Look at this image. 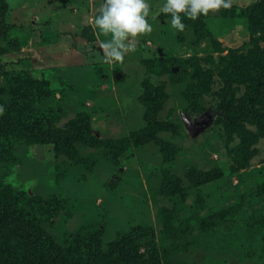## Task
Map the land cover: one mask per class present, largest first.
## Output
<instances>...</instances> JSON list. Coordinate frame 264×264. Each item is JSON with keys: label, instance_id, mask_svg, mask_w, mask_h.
I'll return each mask as SVG.
<instances>
[{"label": "rangeland", "instance_id": "1", "mask_svg": "<svg viewBox=\"0 0 264 264\" xmlns=\"http://www.w3.org/2000/svg\"><path fill=\"white\" fill-rule=\"evenodd\" d=\"M164 2L148 0L153 31L134 38L121 62L101 47L110 34L94 23L104 0H6L0 118L28 99L21 96V77L28 73L31 81H45L51 93L32 102L30 114L60 109L54 124L59 130L86 113L102 144L76 142L72 156L55 154L50 143L30 144L10 135L16 158L7 159L0 150V190H21L44 203L63 199L64 206L40 226L69 261L85 259L90 235L98 237L106 258L120 237L136 230L125 252H157L160 264H264V128L247 120L236 129L215 122L223 101L238 104L248 94L243 71L264 61V24L234 12L264 0H232L236 11H210L183 31L171 25ZM230 60L242 65L230 66ZM150 84L165 95L156 113L144 101ZM256 107L264 113V97ZM183 116L197 129L194 135ZM155 123L172 126L156 133L176 148L170 160L155 140L135 143L137 134ZM212 170L221 178L193 185V171ZM170 178L185 195L182 201L170 194ZM172 209L178 210L174 226L184 222L192 229L178 242L167 236L164 211ZM224 210L222 223L199 228ZM172 244L165 260L161 251ZM38 255L43 260L44 254ZM0 264L29 261L21 257L13 263L1 253Z\"/></svg>", "mask_w": 264, "mask_h": 264}, {"label": "trees", "instance_id": "2", "mask_svg": "<svg viewBox=\"0 0 264 264\" xmlns=\"http://www.w3.org/2000/svg\"><path fill=\"white\" fill-rule=\"evenodd\" d=\"M223 10L236 11L237 9L231 6ZM6 12V0H0V38L5 39L7 30L4 17ZM234 14L240 17L245 16L250 23L262 26L264 24V2L259 3L255 8L243 11V13L234 12ZM192 20L194 19L185 17V23H193L194 21ZM259 60L261 61L260 58ZM229 63L230 66L237 64L240 67L242 65V62H235V60H230ZM247 68L243 72L250 82L248 94L238 104H234L231 99L223 101L218 106V111L215 115L216 123L236 129L242 122L247 120L254 122L261 129L264 128V113L256 107L262 97H264V61L259 62L255 70L250 66ZM204 83L206 85L205 80ZM21 84L23 93L21 96H26L28 99L24 102L15 103L10 113L4 118H0V150L7 159L15 160L16 158L10 140V135L13 134L28 140L30 144L50 143L54 146L55 154L67 153L72 156L76 155L74 147L76 142H83L92 146L102 144L101 140L92 134L86 113H79L78 118L72 121L68 127L59 130L54 128V124L61 118L62 111L60 109L47 108L38 115L33 116L30 114L28 111L31 103L49 97L51 95L50 89L45 81H31L28 73H23ZM2 91L0 90V94ZM161 91L160 88L150 84L149 94L144 101L153 113L160 109L165 99V95ZM0 105H4L1 99ZM170 126L167 123L152 124V126L143 129L137 134L138 137L135 143L139 144L155 140L166 152L167 160H170L171 154L176 152V148L156 136L159 129L169 128ZM221 175L218 170H212L208 173L193 171L190 179L193 185L201 186L214 182L221 178ZM170 179V194L180 197L182 201L185 195L181 193V189L174 183L175 179ZM0 196L3 197L2 199L0 197V240H2L0 243V254H9L13 263H19L20 258L23 257L24 260L29 261V264H160L157 252L147 254V256L142 255L138 250L133 255L125 252L129 242L132 245L131 235L137 233L136 230L134 232L131 231L130 237H120L113 245L112 255L106 258L99 252L98 237L90 235L85 240L87 250L85 259L80 262L69 261L65 258L62 250L40 226L43 221L53 218L60 206H64L63 199L50 197L47 203H44L37 196H31L21 190L12 188L5 191L0 190ZM177 212L178 210L176 209L164 211L167 219V236L173 242L184 240L192 231L190 225L184 222L174 226ZM227 215L226 210L218 211L206 217L199 224V228L206 231L222 223ZM11 236L15 238L14 241L10 238ZM173 250L174 244L166 246L161 251V255L167 260ZM38 254H44L43 260L38 259L41 258Z\"/></svg>", "mask_w": 264, "mask_h": 264}, {"label": "clouds", "instance_id": "3", "mask_svg": "<svg viewBox=\"0 0 264 264\" xmlns=\"http://www.w3.org/2000/svg\"><path fill=\"white\" fill-rule=\"evenodd\" d=\"M231 6L232 0H165L163 10L170 14L173 28L183 31L187 27L185 17L197 19ZM149 12L148 0H104L94 23L99 31L110 34L101 45L109 57L122 62L125 52L134 47V38L153 31ZM4 111V105H0V114Z\"/></svg>", "mask_w": 264, "mask_h": 264}, {"label": "water", "instance_id": "4", "mask_svg": "<svg viewBox=\"0 0 264 264\" xmlns=\"http://www.w3.org/2000/svg\"><path fill=\"white\" fill-rule=\"evenodd\" d=\"M183 120H184V123H185L190 135H194L197 129L194 127V125L191 123V121L188 118H186L185 116H183Z\"/></svg>", "mask_w": 264, "mask_h": 264}]
</instances>
